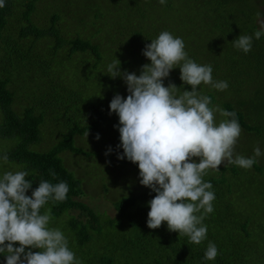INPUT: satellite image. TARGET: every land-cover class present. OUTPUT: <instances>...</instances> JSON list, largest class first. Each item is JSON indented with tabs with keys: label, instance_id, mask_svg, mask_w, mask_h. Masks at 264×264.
<instances>
[{
	"label": "trees",
	"instance_id": "trees-1",
	"mask_svg": "<svg viewBox=\"0 0 264 264\" xmlns=\"http://www.w3.org/2000/svg\"><path fill=\"white\" fill-rule=\"evenodd\" d=\"M262 22L264 0H166L165 5L159 0H5L0 8V142L12 140L15 147L0 158L7 155V163L28 172L29 196L41 180L68 184L67 199L49 201L41 214L51 209L56 219L72 211L86 217L85 222L71 218L72 237L62 230L81 264H264V155L250 170L227 162L203 177L212 184L215 200L214 211L203 220L207 238L199 245L170 232L166 222L158 229L147 227L148 202L156 195L149 189L120 198L115 218L90 209L79 201L87 194V180L75 177L61 158L67 153L102 156L79 145L87 131L110 134L99 146L104 153L115 139L120 144L119 119L110 114L109 104L114 93L127 97V85L121 77L111 78L107 66L117 58L121 72L139 75L150 63L145 46L162 31L182 38L194 62L211 65L214 81H227L224 91L204 84L198 90L211 98L210 107L236 113L242 132L235 154L253 157L257 146L264 153V35L254 36ZM240 35L253 36L247 54L234 47ZM23 71L36 85L34 90L28 85L32 99L15 82ZM169 83L181 92L191 90L181 81L179 67L164 80ZM35 94L42 97L39 104ZM215 117L217 124L232 119L219 112ZM54 122L62 126L54 148L38 151ZM105 123L112 126L104 129ZM118 153L123 149L107 155L116 159L113 167L121 164ZM124 161L123 167L139 176L138 165ZM209 242L218 250L212 261L205 259ZM5 261L0 254V262Z\"/></svg>",
	"mask_w": 264,
	"mask_h": 264
},
{
	"label": "clouds",
	"instance_id": "clouds-1",
	"mask_svg": "<svg viewBox=\"0 0 264 264\" xmlns=\"http://www.w3.org/2000/svg\"><path fill=\"white\" fill-rule=\"evenodd\" d=\"M159 3L165 5L166 0ZM4 6L5 0H0V8ZM262 35L264 22L254 33L257 40ZM252 46L253 36L240 35L234 40V47L245 54ZM143 55L150 63L142 66L139 75L121 72L117 58L107 66L109 76L121 77L128 92L126 98L116 94L109 104L110 114L115 113L119 119L117 147L123 153L117 158L138 165L140 184L156 193L148 202L147 227L158 229L166 222L170 232L187 236L190 243L199 245L207 238L203 220L214 211L215 200L212 184L203 177L210 170L218 171L225 161L250 170L264 153L257 146L253 157L235 154L242 132L236 113L210 107L211 98L198 90L204 84L224 91L228 83L213 80L211 65H199L189 58L182 38L162 31L145 46ZM177 67L190 91L181 92L174 83L165 86L164 80ZM216 112L232 119L217 124ZM96 139H100L99 134ZM110 152L111 147L105 155ZM2 159L8 162L7 155ZM50 175L55 177L56 173ZM27 176L28 172L21 170L7 171L0 177V254L6 264H81L64 233L49 227L51 209L41 214L49 201L67 199L68 184L41 180L29 196L26 193L32 182ZM217 255L216 245L209 242L205 259L212 261Z\"/></svg>",
	"mask_w": 264,
	"mask_h": 264
},
{
	"label": "rangeland",
	"instance_id": "rangeland-1",
	"mask_svg": "<svg viewBox=\"0 0 264 264\" xmlns=\"http://www.w3.org/2000/svg\"><path fill=\"white\" fill-rule=\"evenodd\" d=\"M54 76H56V73H54ZM27 78H28V74L23 71L20 72L18 76L17 75L15 76V82L17 84L19 83L23 84L24 87L21 85L23 91L25 92L23 93V95L26 98L32 99L31 90L28 89L30 86V88L34 90L36 88V85H33L32 83H30V81H27ZM43 92L46 94L45 91ZM116 94H119V92L114 93L113 97ZM41 98L42 97H40L39 94H35V102L37 104L40 103ZM108 121L109 123L114 122V120L112 121L110 119H108ZM56 124L57 123L54 122V124L48 127V129L46 130V134L43 137V140L45 142L40 145L38 151L47 152L54 148L56 144L55 136L60 132L61 130L60 127H62V126H56ZM111 126L112 125H108V123H105L104 129H108ZM101 133L102 135L99 140L96 139L97 134H89L88 137L86 135L85 137L78 139L79 145L83 149L90 151L92 153L94 152L101 153L102 156H100L99 159L98 158L87 159L85 157H77L76 155H72L70 153H67L65 157L61 156V158L65 167L70 172H72L75 175V177H78L79 179L85 178L87 180L85 181L84 189L85 192L89 194V196L86 194L82 198H80L79 201L87 205L90 209L94 210L95 212L100 213L101 215H105L110 218H115L117 213L115 211L114 204L118 202L120 198L128 196L129 191L131 190L134 191L135 194H137V192L148 191L149 188L144 187L143 185L140 184L139 182L140 177L136 173H134V171L132 170L127 171V168L123 167L126 166L124 165L125 163L124 160H117L121 164L119 165V167L118 166L113 167V162L116 159L108 157L107 155H105L107 150H105L104 153L99 148V146L102 143H105V141L110 137L109 136L110 134L107 133L106 130L102 131ZM111 139L113 140V138ZM238 142L239 140L237 141V143ZM117 144H118L117 139H115V143L113 145L116 146L112 145L111 148L112 149L117 148ZM49 145H51L52 147H49ZM14 147H15V142L12 140L0 142V154L3 151L7 152L13 149ZM102 157L104 158V160ZM224 163H227V161H225ZM21 170L22 168L19 167L17 164L5 163L0 158V174L2 171L4 174L7 171L16 172ZM104 188H108L110 190L109 194L105 193ZM44 208H46V206ZM73 217L80 219L83 222L86 221V217L80 211H72L68 213V216H65L63 218L62 217L60 219L52 218L50 220L49 227L57 228L61 231L64 230L66 234H69L70 232L69 222ZM69 236L72 237L71 234H69ZM15 246L18 247L19 245L16 244ZM33 250L39 251L38 249H33ZM0 264H6V261L4 263L0 262Z\"/></svg>",
	"mask_w": 264,
	"mask_h": 264
}]
</instances>
